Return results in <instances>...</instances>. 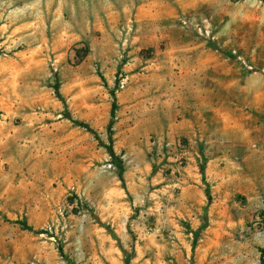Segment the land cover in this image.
I'll use <instances>...</instances> for the list:
<instances>
[{
	"label": "rangeland",
	"instance_id": "rangeland-1",
	"mask_svg": "<svg viewBox=\"0 0 264 264\" xmlns=\"http://www.w3.org/2000/svg\"><path fill=\"white\" fill-rule=\"evenodd\" d=\"M128 260L264 264L263 0H0V264Z\"/></svg>",
	"mask_w": 264,
	"mask_h": 264
},
{
	"label": "crops",
	"instance_id": "crops-1",
	"mask_svg": "<svg viewBox=\"0 0 264 264\" xmlns=\"http://www.w3.org/2000/svg\"><path fill=\"white\" fill-rule=\"evenodd\" d=\"M210 80L212 82H208L209 81L208 77L202 75L201 72H198L196 74L192 73L191 77L188 80L189 82L188 90L184 88L185 92L187 91L189 92V95H187V100H191V104L189 105L190 107L186 106V108L187 110L188 108H190L189 111L192 113V117L193 114H197L199 112L200 109L199 104L201 100H204L207 97H211L212 95H215L216 97L218 96V94L221 93L219 86L221 81H217V79H213V78ZM177 90L179 94L182 92L178 89V86H177ZM197 122L199 121L197 119L193 120V118L190 121L184 119L178 124V128L180 131L186 133H188V131L189 132L198 131L199 129L197 127L186 129L188 126L192 127ZM183 182H187V183L184 184ZM190 182L191 179L190 178L188 179V177L184 176L179 178V181L175 180L174 184L183 186L184 189H189L190 186H192L189 184Z\"/></svg>",
	"mask_w": 264,
	"mask_h": 264
},
{
	"label": "trees",
	"instance_id": "trees-1",
	"mask_svg": "<svg viewBox=\"0 0 264 264\" xmlns=\"http://www.w3.org/2000/svg\"><path fill=\"white\" fill-rule=\"evenodd\" d=\"M263 1H264V0H263ZM87 50H88V49H87ZM55 90H56V94H57V96H58L62 101L65 102V99H64L62 93L60 92V86H59V84H57V85L55 86ZM113 96H114V101H113L112 111H111L112 118H111V121H110V124H109V127H108V130H109V132H108L109 143H108V144L103 143V144H104V146L107 148V150H108L109 154L111 155V157L115 160V162H116V166H117V168L119 169V176H120L121 180H124V172H125L124 163H123L122 158H121V157L116 153V151L114 150V146H113V142H114V137H113V134H114V132H113V125H114V118H115V116H116V111H117V108H118V101H117V96H116V93H115V92L113 93ZM69 116H70V114H69ZM70 118H71V117H70ZM75 122H76L78 125H80V126L86 128L88 131L93 132V133L96 134V132H95L94 129L90 126V124H88V123H86V122H83V121H79V120H75ZM19 222L22 224L23 228H25V229H30V230L33 229V227H31L30 225H28L27 222H25V221H19ZM127 264H130V261H129V260L127 261Z\"/></svg>",
	"mask_w": 264,
	"mask_h": 264
},
{
	"label": "built area",
	"instance_id": "built-area-1",
	"mask_svg": "<svg viewBox=\"0 0 264 264\" xmlns=\"http://www.w3.org/2000/svg\"><path fill=\"white\" fill-rule=\"evenodd\" d=\"M179 145H182V142L179 140Z\"/></svg>",
	"mask_w": 264,
	"mask_h": 264
}]
</instances>
